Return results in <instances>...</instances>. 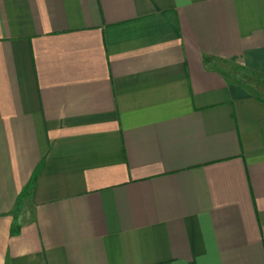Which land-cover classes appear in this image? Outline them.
<instances>
[{
  "label": "crops",
  "instance_id": "obj_1",
  "mask_svg": "<svg viewBox=\"0 0 264 264\" xmlns=\"http://www.w3.org/2000/svg\"><path fill=\"white\" fill-rule=\"evenodd\" d=\"M0 264H264V0H0Z\"/></svg>",
  "mask_w": 264,
  "mask_h": 264
},
{
  "label": "trees",
  "instance_id": "obj_2",
  "mask_svg": "<svg viewBox=\"0 0 264 264\" xmlns=\"http://www.w3.org/2000/svg\"><path fill=\"white\" fill-rule=\"evenodd\" d=\"M34 181H35V174H34L33 178L31 179V181L29 182V185L20 194L19 200H22L25 197V195L31 190V187H32ZM11 233H12V235H16L18 233L16 224H13L12 225V227H11Z\"/></svg>",
  "mask_w": 264,
  "mask_h": 264
},
{
  "label": "rangeland",
  "instance_id": "obj_3",
  "mask_svg": "<svg viewBox=\"0 0 264 264\" xmlns=\"http://www.w3.org/2000/svg\"><path fill=\"white\" fill-rule=\"evenodd\" d=\"M236 75H238V74H236ZM242 79H243V81H245V80H247V81H252V78H250V77H248V76H246V75H243V76H242Z\"/></svg>",
  "mask_w": 264,
  "mask_h": 264
}]
</instances>
